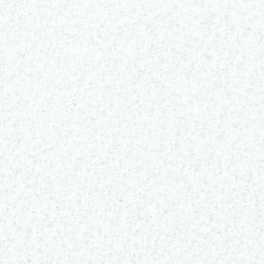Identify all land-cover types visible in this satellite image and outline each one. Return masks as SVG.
Returning <instances> with one entry per match:
<instances>
[{
	"label": "snow or ice",
	"instance_id": "6c2138e0",
	"mask_svg": "<svg viewBox=\"0 0 264 264\" xmlns=\"http://www.w3.org/2000/svg\"><path fill=\"white\" fill-rule=\"evenodd\" d=\"M0 264H264V0H0Z\"/></svg>",
	"mask_w": 264,
	"mask_h": 264
}]
</instances>
